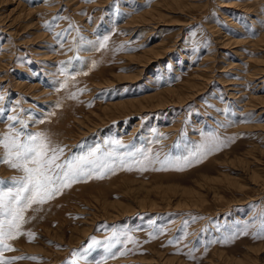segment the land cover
<instances>
[{"label": "rangeland", "instance_id": "374dc122", "mask_svg": "<svg viewBox=\"0 0 264 264\" xmlns=\"http://www.w3.org/2000/svg\"><path fill=\"white\" fill-rule=\"evenodd\" d=\"M38 133L104 167L7 264H264V0H0V138Z\"/></svg>", "mask_w": 264, "mask_h": 264}, {"label": "snow or ice", "instance_id": "6c2138e0", "mask_svg": "<svg viewBox=\"0 0 264 264\" xmlns=\"http://www.w3.org/2000/svg\"><path fill=\"white\" fill-rule=\"evenodd\" d=\"M0 144L6 149L0 162L8 163L12 168L20 169L24 173L21 179L12 182L11 187L0 186V257H2L3 251L10 247L5 241L17 234L27 208L33 204H42L60 194L61 188L68 186L66 181H76L85 175V167L88 168L87 174L91 175L93 167L103 168L104 164L83 157H73L63 164L56 163L59 159L58 150L49 149L43 134L40 133L36 136L28 135L23 142L20 141L19 134L15 137L5 135L0 138ZM49 151L52 152L51 156L48 155ZM0 264L7 262L0 259Z\"/></svg>", "mask_w": 264, "mask_h": 264}]
</instances>
